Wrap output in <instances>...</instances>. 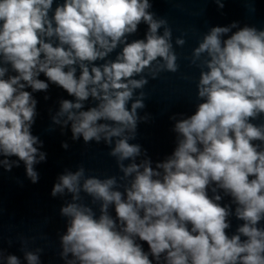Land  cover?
I'll return each mask as SVG.
<instances>
[{
	"label": "clouds",
	"instance_id": "9594fccd",
	"mask_svg": "<svg viewBox=\"0 0 264 264\" xmlns=\"http://www.w3.org/2000/svg\"><path fill=\"white\" fill-rule=\"evenodd\" d=\"M52 5L0 0V165L11 171L19 163L7 157L16 156L27 177L38 181L34 165L46 154L31 132L37 115L32 92L48 90L38 78L43 73L75 98L60 101L53 122L70 124L73 140L106 143L123 174L86 176L81 165L58 177L51 195L71 194L60 209L67 218L60 237L66 264H153L150 255L156 264H264V228L258 226L264 220V123L250 122L264 115V30L233 22L203 35L191 58L201 68L199 103L194 114L172 117L176 147L153 167L146 150L130 141L148 119L138 115L146 97L137 90L149 83L145 71L156 79L179 68L167 20L149 11V0H64L50 16ZM142 22L145 38L129 42ZM175 44L182 47L185 40L178 37ZM119 46L115 59H106ZM9 65L15 75H8ZM89 98L97 104L84 110ZM219 190L243 221L231 236L226 230L233 213L230 205L221 206ZM82 192L98 204V217ZM40 251H25L27 264H40ZM0 262L21 264L2 251Z\"/></svg>",
	"mask_w": 264,
	"mask_h": 264
},
{
	"label": "water",
	"instance_id": "95a60500",
	"mask_svg": "<svg viewBox=\"0 0 264 264\" xmlns=\"http://www.w3.org/2000/svg\"><path fill=\"white\" fill-rule=\"evenodd\" d=\"M223 8L218 6L216 0H149L152 7L149 9L157 18H164L168 27L172 30L173 49L177 54L178 71L175 73L161 72L156 79L148 76L147 70L144 75L149 83L142 89L137 90L145 93V107L138 109V115L148 116L146 121L138 123L136 138L130 143L139 144L142 150H146L147 157L156 162L164 161L170 156L176 147V133L173 131L176 119L188 117L195 113L197 99V83L201 68L191 63L192 52L212 27L229 26L238 22V27L245 25L264 30V0H221ZM64 0H53L52 10L49 15L54 14L58 4ZM148 26L143 22L138 25L136 33L128 36V41L144 39ZM237 29H232L235 32ZM163 29H160L162 34ZM232 32L227 35H231ZM181 37L185 44L181 47L175 44L176 38ZM224 39L227 36L223 37ZM122 50L117 47L106 59L114 60ZM105 61H96L97 65ZM199 64V62H197ZM8 75H15L10 65ZM77 77L80 70L77 69ZM49 83L47 91L32 92L33 98L37 101L35 123L31 132L43 142V146L37 145L40 151L46 154L44 161L34 165L38 173V181L33 183L27 177L26 167L18 157H7L10 161H18L19 166H13L11 171L5 170L0 165V251L4 256L15 255L20 259L21 264H27L24 258L25 251L38 253L40 264H66L61 257L62 246L60 237L66 233L67 218L62 216L60 209L67 202H71V194L63 196L51 195L54 184L58 177L66 171L75 172L82 165L85 168L86 176L106 178L123 175L116 164L115 158L111 157L110 146L101 141L85 143L83 138L72 139L70 124L61 127L53 122L52 117L60 108V101L67 99L75 101L66 90L47 80L41 73L38 77ZM139 78V77H137ZM48 97V99H45ZM97 102L89 98L85 102V109L96 106ZM130 108V104H129ZM103 122V121H101ZM254 124L264 123V115L256 120L250 121ZM64 143L68 144L65 149ZM253 143L259 144L260 141ZM144 157H138L137 163ZM5 157L0 156V160ZM130 161H125L127 165ZM214 186V185H213ZM123 191V189H120ZM218 194L222 196L221 206L230 205L232 215L228 218L231 227L226 230L229 236L236 233L238 226L243 221L234 215L235 204H232L230 196H226L223 190ZM208 195L212 197L211 187ZM83 202L93 207L96 216H99V206L92 205L91 197L81 193ZM110 214L115 218L114 206L110 208ZM259 227L264 228V220H261ZM245 239V237H242ZM145 252H150L146 242L137 238ZM71 255L69 259H71ZM153 264H156L154 258ZM4 264V262H0Z\"/></svg>",
	"mask_w": 264,
	"mask_h": 264
}]
</instances>
